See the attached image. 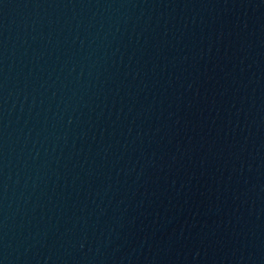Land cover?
Instances as JSON below:
<instances>
[{
    "label": "water",
    "instance_id": "95a60500",
    "mask_svg": "<svg viewBox=\"0 0 264 264\" xmlns=\"http://www.w3.org/2000/svg\"><path fill=\"white\" fill-rule=\"evenodd\" d=\"M0 264H264V0H0Z\"/></svg>",
    "mask_w": 264,
    "mask_h": 264
}]
</instances>
